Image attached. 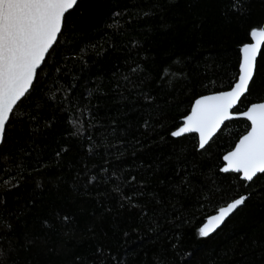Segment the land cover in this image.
Here are the masks:
<instances>
[{"label": "trees", "instance_id": "16d2710c", "mask_svg": "<svg viewBox=\"0 0 264 264\" xmlns=\"http://www.w3.org/2000/svg\"><path fill=\"white\" fill-rule=\"evenodd\" d=\"M261 26L264 0H78L0 144V264H264V174L221 171L248 121L171 136ZM261 101L264 45L233 112Z\"/></svg>", "mask_w": 264, "mask_h": 264}, {"label": "snow or ice", "instance_id": "6c2138e0", "mask_svg": "<svg viewBox=\"0 0 264 264\" xmlns=\"http://www.w3.org/2000/svg\"><path fill=\"white\" fill-rule=\"evenodd\" d=\"M78 0H0V143L6 137V125L18 102L33 88L37 70L45 63L49 50L57 43L65 16ZM255 43L242 46V62L237 82L229 91L208 95L195 101L184 126L171 134H199V147L209 143L221 125L233 119L232 109L249 91L256 69L257 56L264 45V26L250 30ZM250 125L235 146L223 159V172L242 173L246 181L264 174V103L253 104L240 113ZM74 127L77 122H73ZM247 197L241 196L219 209L199 230L209 236Z\"/></svg>", "mask_w": 264, "mask_h": 264}, {"label": "water", "instance_id": "95a60500", "mask_svg": "<svg viewBox=\"0 0 264 264\" xmlns=\"http://www.w3.org/2000/svg\"><path fill=\"white\" fill-rule=\"evenodd\" d=\"M253 43H255V38H252V37H251L250 42L247 43V44H253ZM261 48H262V45H261ZM260 51H261V49H260ZM258 55H259V54H258ZM257 57H258V56H257ZM241 62H242V52L240 51V64H239V72H238V76H239V74H240V66H241ZM41 66H42V65H41ZM39 69H40V68H39ZM39 69H38V70H39ZM38 70H37V71H38ZM254 73H255V72H254ZM238 76H237V77H238ZM236 82H237V78H236L235 82L232 84V86H233ZM250 83H251V82H250ZM232 86H231V87H232ZM231 87H230L229 89H227V90H224V91H218V92H214V93H209V94L202 95V96L196 98V99L193 101V103H192V105H191V107H190L189 112H188L184 117L181 118V120H180V125H179L175 130H173V131H176V130H178L180 127L184 126V124H185V122H186V117H187L188 115L191 114V109L194 107V105H195V101H196L197 99L202 98V97H205V96H208V95L220 94V93H222V92L229 91V90L231 89ZM245 94H246V93H245ZM245 94H244V95H245ZM244 95H243V96H244ZM243 96H242V97H243ZM242 97H241V98H242ZM241 98H240V100H241ZM240 100H239V101H240ZM239 101H238V103H239ZM238 103H237V104L233 107V109H232L233 119L243 118V119L247 120L244 116L240 115V113H243V111H242V112H239V113H235V112H233V110L236 108V106L238 105ZM257 103H264V101L256 102V103H252V104H250L248 107H250V106L253 105V104H257ZM248 107H247V108H248ZM247 108H246V109H247ZM231 120H232V119H231ZM228 121H229V120H228ZM247 121H248V120H247ZM225 122H227V121H225ZM225 122H224V123H225ZM224 123H223V124H224ZM248 123H249V125H250V122H249V121H248ZM223 124L221 125V127L223 126ZM221 127L217 130V132L221 129ZM173 131H172V132H173ZM172 132H171V133H172ZM217 132H216V133H217ZM216 133L214 134V136L216 135ZM187 134H195V135L197 136V140H198V149H201V148L199 147V134H198V133H185V134H183L182 136L187 135ZM245 134H246V133H245ZM243 135H244V134H243ZM243 135H242V136H243ZM171 136L174 137L172 134H171ZM214 136H213V137H214ZM242 136H241V137H242ZM180 137H181V136H180ZM213 137H212V138H213ZM241 137H240V138H241ZM174 138H178V137H174ZM240 138H239V139H240ZM239 139H238L237 142L234 144L233 148H232L231 150H229L228 152H226V153L223 155V157H224L225 155H227L230 151H233V150L235 149V146L238 144ZM0 144H1V143H0ZM205 146H206V145H205ZM223 157H222L223 165H222V167H221V171H222V169H223L224 167L227 166V162L223 159ZM222 172H223V171H222ZM224 173H225V172H224ZM232 173H234V172H232ZM236 174H239L240 179L246 181V180L242 177V173H236ZM247 182H250V181H247ZM232 201H234V200H232ZM227 204H228V203H227ZM227 204H226V205H227ZM226 205H224V206H226ZM224 206H222V207H224ZM239 207H240V206H239ZM239 207H238V208H239ZM234 212H235V211H234ZM234 212H233V213H234ZM233 213H232V214H233ZM218 214H219V210H218L217 212H215L214 214L210 215V216L204 221V223L201 225L200 228H202L205 224H207L208 220H211L214 216H216V215H218ZM230 215H231V214H230ZM230 215H229V216H230ZM229 216H228V217H229ZM228 217H227V218H228ZM227 218L224 220V222L227 220ZM224 222H223V223H224ZM223 223H222V224H221L216 230H218V229L223 225ZM216 230H215V231H216ZM215 231H214V232H215ZM214 232H212L211 234H213ZM211 234H210V235H211Z\"/></svg>", "mask_w": 264, "mask_h": 264}]
</instances>
